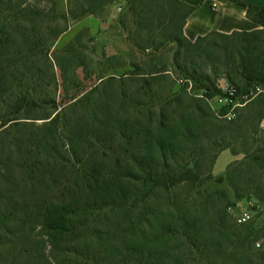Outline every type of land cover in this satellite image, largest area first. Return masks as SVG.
<instances>
[{"label": "trees", "instance_id": "16d2710c", "mask_svg": "<svg viewBox=\"0 0 264 264\" xmlns=\"http://www.w3.org/2000/svg\"><path fill=\"white\" fill-rule=\"evenodd\" d=\"M117 1L65 0L58 13L56 0H0V264H264V251L226 214L238 201L264 203V147L233 148L239 137L254 140L264 94L228 122L181 85L166 94L153 88L172 68L213 98L205 64L222 66L239 91L264 88V6L247 8L259 29L190 41L193 7L129 0V57L103 55L100 85L79 93V56L69 49L56 58L59 76L50 58L66 31L57 22L104 19ZM119 59L127 61L113 64ZM73 63L74 93L65 88L61 103L59 79L66 83ZM122 67L124 75L106 76ZM126 80L140 86L127 89ZM225 150L244 157L215 177ZM210 181L226 182L235 202L216 191L195 203L181 197V213L151 208L155 190L198 193ZM171 241L181 242V256Z\"/></svg>", "mask_w": 264, "mask_h": 264}, {"label": "rangeland", "instance_id": "374dc122", "mask_svg": "<svg viewBox=\"0 0 264 264\" xmlns=\"http://www.w3.org/2000/svg\"><path fill=\"white\" fill-rule=\"evenodd\" d=\"M56 2H57V6H56L57 11L58 13H61V11L64 9L65 6V0H56ZM128 2L129 0L122 1V3L119 5L120 7H116V13L118 14V21L121 22L120 23L121 31L123 35H125V38L131 37L132 39H136V29L133 23V14L129 10L130 4ZM119 8L121 10H119ZM57 23L59 29L65 28L66 30H68L69 28L75 25V22H73V20H69V21L59 20ZM72 31H74V29ZM100 41L101 40L99 38L97 37L93 38L92 36H90L87 33V31H81L77 35V37H75L72 41L68 42V40H65L66 43L65 42L64 43L66 45H63L64 43L62 40L60 43L54 45L50 51V58L55 66V71L57 76L60 75V71L56 65V58L61 59L62 57L69 56V53L67 52L69 49L74 51L79 56L82 66L76 68L75 70L76 78H77L76 82L79 83L80 86L79 93H82L84 91H89L95 86L100 85L99 79L102 76L103 71L105 70V64H106L105 63L106 59L101 57L99 53ZM126 61H127L126 59H119L118 61L113 62V64H121V63H125ZM168 64L170 65L169 61ZM69 67H70V71L67 74L68 80L66 81V83L63 84V81L59 79V93L56 95V97L58 101H60L61 103H63V100H65V97L63 95L64 89L66 88L69 94L74 93L73 90L75 89L72 86L73 81L75 80L72 74V71H74V63L70 64ZM213 68L217 70L214 73L211 72ZM203 69L210 75L214 83H216L217 80L223 76L228 78V76L225 75V71L222 66L219 67L218 65L211 66L209 64H205L203 65ZM169 70L170 73L166 75L163 80H158V82L154 84L153 88L155 91H157V93L166 94L169 92V90L176 91L177 89H179V84H178V80L180 79L179 76L175 73V71L172 68H169ZM232 76L235 82L239 83L235 74H232ZM139 86H140L139 80H136L135 82H129L126 80L125 82V87L127 89H134ZM240 92L242 93L246 91L242 89ZM251 102H249L245 107L240 108L237 111V116L235 119H237V117L241 115H245L246 113L245 109L250 105ZM263 147H264V120L260 123L259 130L254 140L251 139L244 140L239 137L238 142H236L233 145V148L236 151H250V152L258 151V149H261ZM258 154L264 157L263 152L258 151ZM231 161H232V154L230 151H225L221 153L213 169V175L214 176L224 175L227 166L228 164H230ZM198 191H199L198 193L192 192L188 194L181 189V186L172 188L167 191L155 190L150 196L152 197L151 208L156 212L166 211L167 209H169L170 211H173L175 213L177 212L181 213V197H189L188 200L190 201V203H195V202H200L201 200L203 201L206 197H218L215 194L216 191L225 192L227 194L228 200L230 202H235L232 190L230 189V187L226 182L219 184V183H215L214 181H210L207 182L204 185V187H202ZM251 201L254 202V199H252ZM247 210H248V204L246 200H242V201H238L235 207L233 206L227 207L226 214L229 217V219L232 221V219L237 214ZM240 230L245 236L248 235L251 236V238L255 240V244L259 243L260 245L259 247H257L254 244V250L264 251V208L259 210L257 213H254L252 220L249 223L241 226ZM169 247H171L175 251V252L172 251L174 254L177 255L179 254L181 256L180 241H171Z\"/></svg>", "mask_w": 264, "mask_h": 264}, {"label": "crops", "instance_id": "0c3cea01", "mask_svg": "<svg viewBox=\"0 0 264 264\" xmlns=\"http://www.w3.org/2000/svg\"><path fill=\"white\" fill-rule=\"evenodd\" d=\"M122 1L124 0H118L116 4L112 5L104 19H99L95 16L88 15L77 20H73L75 25L63 32L56 41L55 45L60 43L62 40L63 43L65 40L70 42L75 37H77L81 31H87V33L93 38L97 37L101 40L99 42V53L101 57L104 55L105 57L118 56L128 58L130 48L125 40V35H123L121 31V26L118 21V14L116 13V7H120L119 5L122 3ZM179 1L194 8L193 12L188 16L184 26V35L190 41H194L198 37H203L211 32L231 34L233 32H250L259 29L257 24L247 18V8L249 5L257 7L264 6V0ZM72 28L74 31H72ZM65 43L63 45H66ZM127 70L128 67L117 68L109 71L106 76L113 75L119 77L124 75ZM218 158L215 161L214 167ZM242 158L243 155L241 154H232V161L230 163L239 161Z\"/></svg>", "mask_w": 264, "mask_h": 264}, {"label": "built area", "instance_id": "2783aa9c", "mask_svg": "<svg viewBox=\"0 0 264 264\" xmlns=\"http://www.w3.org/2000/svg\"><path fill=\"white\" fill-rule=\"evenodd\" d=\"M119 10H121L119 8ZM178 84L185 87L188 94L205 99L211 107L214 115L218 119L233 121L237 116V111L245 107L256 97L264 94V88L257 86L247 92H240L237 86L227 77L223 76L215 83L218 94L213 98H208L204 89L197 90L191 80H178ZM264 171V169H263ZM250 209L237 214L234 221L237 225H244L252 220L253 214L264 208V203L249 202ZM259 247V243L256 244Z\"/></svg>", "mask_w": 264, "mask_h": 264}]
</instances>
